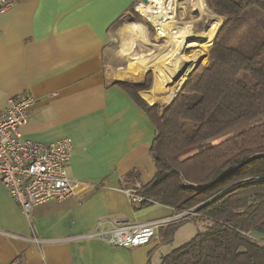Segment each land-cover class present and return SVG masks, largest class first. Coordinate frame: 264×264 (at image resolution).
<instances>
[{
	"label": "crops",
	"instance_id": "obj_1",
	"mask_svg": "<svg viewBox=\"0 0 264 264\" xmlns=\"http://www.w3.org/2000/svg\"><path fill=\"white\" fill-rule=\"evenodd\" d=\"M138 1L18 0L0 13V112L10 97L33 96L22 136L71 138L66 170L73 183L72 195L26 217L0 182V264H164L174 248L163 241L166 225L135 247L84 237L98 221L106 229L178 213L158 203L133 206L124 192L156 171L154 125L123 86L144 83L147 68L124 67L122 53L112 50L111 31ZM152 83L136 91L147 104L170 91L158 98L163 86Z\"/></svg>",
	"mask_w": 264,
	"mask_h": 264
},
{
	"label": "trees",
	"instance_id": "obj_2",
	"mask_svg": "<svg viewBox=\"0 0 264 264\" xmlns=\"http://www.w3.org/2000/svg\"><path fill=\"white\" fill-rule=\"evenodd\" d=\"M204 2L224 22L171 102L147 104L136 91L148 86L123 82L155 128L156 171L137 207L191 211L163 241L184 221L203 224L164 264H264V0Z\"/></svg>",
	"mask_w": 264,
	"mask_h": 264
},
{
	"label": "built area",
	"instance_id": "obj_3",
	"mask_svg": "<svg viewBox=\"0 0 264 264\" xmlns=\"http://www.w3.org/2000/svg\"><path fill=\"white\" fill-rule=\"evenodd\" d=\"M17 1L0 0V13ZM34 102L30 94L10 97L0 112V182L26 217L34 207L52 200L62 201L73 193V183L66 170L72 152L71 138L41 142L22 136L20 128L28 121ZM140 189L141 184L137 183L124 190L133 206L146 200L139 193ZM189 214L191 211L185 210L167 218L142 223L112 222L106 229L98 221L96 229L84 234V237L98 238L115 246L135 247L155 239L160 227Z\"/></svg>",
	"mask_w": 264,
	"mask_h": 264
},
{
	"label": "rangeland",
	"instance_id": "obj_4",
	"mask_svg": "<svg viewBox=\"0 0 264 264\" xmlns=\"http://www.w3.org/2000/svg\"><path fill=\"white\" fill-rule=\"evenodd\" d=\"M195 1L196 0H168L169 3L166 4L167 5L166 10L168 11V13H170V12L175 13L176 14L175 17L178 20H185V21L193 20V19L199 18V15H200V14H198L199 13L198 10L194 6ZM141 2H142V0L138 1V3H141ZM138 3L137 2L134 3V6L131 8L129 14H127L126 16H123L121 18V20H119L115 24L113 30L111 31L112 36L114 37V40L112 41V45H113L112 50L122 53L121 55H123V58H122L121 62L123 63L124 67H126L127 63H129V61H130V59H132V57H130V55L124 54L120 50V48H121V42L120 41H123L122 49H124L127 46H130V44L131 45L134 44V42L136 40L135 38H137V36H139V37L144 36L149 42L154 43L155 45L153 46V48H151V49L148 48L149 51L152 53L151 55H149L145 58H140V59L136 60V62L137 61L140 62L139 66H141V65L147 66V69L144 71L146 74V77L144 78L145 81H144V83H140L141 85H139V86L144 87V85H146V87L148 86V88H144V89L149 91L153 85L152 82L155 79H157L156 75H159V78L161 79L162 84H163V88H162L163 90H161L158 93V96H156V97L161 98V96L164 94V90H171L174 93L171 92L170 96H173L182 82L180 80H179V82H175L173 80V78H168L167 76L164 75L166 73L165 68L168 66L167 60L163 57L162 52H159V50L157 51V49H158V44H160V45L165 44V42H164L165 37H156L157 32H156V28L154 27L155 25L152 22H149L148 19L143 17L142 14L138 11V9H137ZM204 5L206 8V11H208L207 13H209V9L207 8L205 2H204ZM220 17H221V23L220 24L222 25L224 22V18L222 16H220ZM258 17H259V15H256V17H254V18H258ZM209 20H210V18L208 19V21ZM208 21H206V22H208ZM206 27L207 26L205 25L204 29ZM193 39L197 40L199 38H193ZM193 39H191L189 41H192ZM213 40H214V38H213ZM187 41H188V39H187ZM210 46H211V44L202 45V46L196 44V46L194 45L192 47L185 49V52L188 55H190L192 52H194L196 50L195 52H197L198 58L193 63V65L187 66V71L182 75L183 79H181V80L184 81L185 77L187 76L189 71L193 68L194 64L198 60H199L198 62L200 65H203L207 62V57L209 54ZM182 63L180 62L178 64H182ZM141 89H143V88H141ZM155 93H157V92H155ZM155 93H152V94H155ZM166 95H164V98L162 100L156 99L153 101V103H156V104H158L159 107L163 108L165 105L168 104V101L171 100L170 97L167 98V100H166V97H165ZM202 227H203V224L201 222L184 221L180 226H178L173 231V234L169 240H166L167 238L164 239L165 240L164 243H165V245L169 246L170 248L177 247L178 245L185 242L186 240H189Z\"/></svg>",
	"mask_w": 264,
	"mask_h": 264
},
{
	"label": "bare ground",
	"instance_id": "obj_5",
	"mask_svg": "<svg viewBox=\"0 0 264 264\" xmlns=\"http://www.w3.org/2000/svg\"><path fill=\"white\" fill-rule=\"evenodd\" d=\"M168 3V0H147V2L139 3L137 9L143 17L155 25L157 32L156 37H165V44H158L157 49V51L159 50V52H162L163 57L167 60L168 66L165 68L166 73L164 75L168 78H173L175 82H179V80L182 82V75L187 71V66L193 65L198 58L197 52H195L196 50L188 55L185 49L194 45L196 46V44L201 46L209 45L221 23V17L210 11L207 13L208 11H206L204 1L196 0L194 6L198 10V14H200L199 18L189 21L178 20L175 17V13H168L166 10V4ZM209 18L210 20L208 21ZM205 25L207 27L204 29ZM193 38L199 39L194 40ZM191 39L193 40L189 41ZM120 42V50L124 54L132 57L129 61V66L145 70L147 66H139L140 62H136V60L151 55L152 53L149 49L153 48L155 44L149 42L144 36H138L134 44H130V46L124 49H122L123 41ZM180 62L183 63L178 64ZM156 78L154 87L158 89L163 86V84L159 75H156ZM171 92L170 90L169 94L167 93L165 96L166 100L169 97L171 98Z\"/></svg>",
	"mask_w": 264,
	"mask_h": 264
},
{
	"label": "water",
	"instance_id": "obj_6",
	"mask_svg": "<svg viewBox=\"0 0 264 264\" xmlns=\"http://www.w3.org/2000/svg\"><path fill=\"white\" fill-rule=\"evenodd\" d=\"M142 1H143V2H146L147 0H142ZM220 29H221V24H220V26H218V28H217V30H216V33H215L214 37L217 35V33H218V31H219ZM214 37H213V38H214ZM212 41H213V39H212ZM212 41H211L210 44H212ZM198 64H199L198 61L194 64L193 68L189 71V73H188L187 76L185 77L184 81H182L181 85L178 87L176 93H177L178 90L181 88L182 84L185 82V80L188 78V76L191 74V72L194 71V69L198 66ZM176 93H175V94H176ZM175 94L173 95V97L175 96ZM173 97H172V98H173ZM172 98H171V100H172ZM169 102H171V101H169Z\"/></svg>",
	"mask_w": 264,
	"mask_h": 264
}]
</instances>
